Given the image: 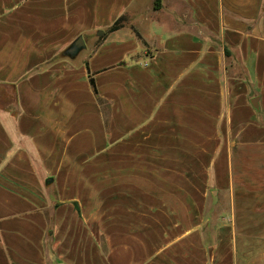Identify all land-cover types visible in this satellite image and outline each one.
<instances>
[{"label": "crops", "instance_id": "obj_1", "mask_svg": "<svg viewBox=\"0 0 264 264\" xmlns=\"http://www.w3.org/2000/svg\"><path fill=\"white\" fill-rule=\"evenodd\" d=\"M0 264H264V0H0Z\"/></svg>", "mask_w": 264, "mask_h": 264}, {"label": "water", "instance_id": "obj_2", "mask_svg": "<svg viewBox=\"0 0 264 264\" xmlns=\"http://www.w3.org/2000/svg\"><path fill=\"white\" fill-rule=\"evenodd\" d=\"M85 46L84 39L81 35H79L77 38L73 40V42L69 45V47L66 49V54L69 56H74L81 48ZM253 106V101L251 102Z\"/></svg>", "mask_w": 264, "mask_h": 264}, {"label": "trees", "instance_id": "obj_3", "mask_svg": "<svg viewBox=\"0 0 264 264\" xmlns=\"http://www.w3.org/2000/svg\"><path fill=\"white\" fill-rule=\"evenodd\" d=\"M126 20L125 15L120 16L118 19H116L113 24L104 32L107 33L108 31H112L118 27H120L124 21Z\"/></svg>", "mask_w": 264, "mask_h": 264}]
</instances>
